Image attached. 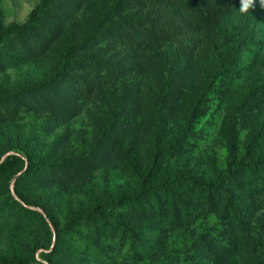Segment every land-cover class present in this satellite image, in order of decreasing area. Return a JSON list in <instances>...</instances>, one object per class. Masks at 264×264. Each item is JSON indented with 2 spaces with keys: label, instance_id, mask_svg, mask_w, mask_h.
<instances>
[{
  "label": "rangeland",
  "instance_id": "374dc122",
  "mask_svg": "<svg viewBox=\"0 0 264 264\" xmlns=\"http://www.w3.org/2000/svg\"><path fill=\"white\" fill-rule=\"evenodd\" d=\"M241 5L0 0V264H264V6Z\"/></svg>",
  "mask_w": 264,
  "mask_h": 264
},
{
  "label": "trees",
  "instance_id": "16d2710c",
  "mask_svg": "<svg viewBox=\"0 0 264 264\" xmlns=\"http://www.w3.org/2000/svg\"><path fill=\"white\" fill-rule=\"evenodd\" d=\"M30 33H31L30 32V26H26L23 29H20V28H18L16 26H13V27L10 28V34L17 35L20 38H22V37L24 38V36H27ZM81 46H82V44H77L76 46H73V47L77 48V47H81ZM65 71H66V68H62L52 78H50L47 82L37 86L36 88L43 89V90L55 89L57 84H59L60 81H62L61 79L64 76V72ZM34 91H35V88L32 89L30 92L32 93ZM1 105L2 104L0 102V106ZM13 105H14V107H10V106L6 107L5 106L3 111H7L8 113H12V112H14L16 109H18L20 107L19 105H17V103H14ZM87 157L88 156L86 154H84L83 160H85ZM260 164L264 166V161L255 162V163H253V166L254 167H258ZM179 178L187 180L188 188L190 190H193L194 192H197L198 194H200V196L204 200V203L209 208H216L218 205H220L221 202H223L224 200H227L228 196L223 194V190L221 188V186L225 183V180L217 181L215 184H204L202 182H198L194 178L188 179L186 176H180ZM130 202L133 203L132 199H131ZM137 203L142 208L145 207L140 201L137 202ZM100 205H103V204H100ZM146 208L149 209L151 213H155V210H156V211H158V213H156V214H159L160 216H166L167 215V212L165 211V207H163V205L161 204L160 197L155 195V194L153 195L152 202H150V201L147 202ZM184 209L187 210L186 208H184ZM171 211H172V213H171V216H172L171 222L172 223H177V224L181 223L182 220L180 218L179 210L177 209V207H175L173 205ZM147 212H149V211H147ZM93 215H94V213L91 214V215L83 216V217L77 219L76 221L72 222L71 225L74 224V226H78L81 222H84L85 220H88V221L92 220ZM166 219H167V221H169V218H166ZM121 231H123L124 234H126V230L125 229H123ZM111 233L112 234L115 233V230L112 229Z\"/></svg>",
  "mask_w": 264,
  "mask_h": 264
},
{
  "label": "clouds",
  "instance_id": "9594fccd",
  "mask_svg": "<svg viewBox=\"0 0 264 264\" xmlns=\"http://www.w3.org/2000/svg\"><path fill=\"white\" fill-rule=\"evenodd\" d=\"M256 0H242V11H247L249 8L254 7ZM262 6H264V0H260Z\"/></svg>",
  "mask_w": 264,
  "mask_h": 264
}]
</instances>
